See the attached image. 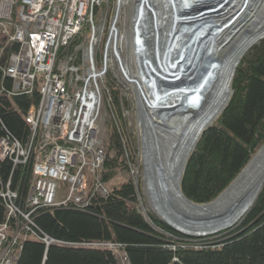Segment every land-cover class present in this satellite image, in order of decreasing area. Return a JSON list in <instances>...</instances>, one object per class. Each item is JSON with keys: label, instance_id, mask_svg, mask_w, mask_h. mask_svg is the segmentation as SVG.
Instances as JSON below:
<instances>
[{"label": "trees", "instance_id": "1", "mask_svg": "<svg viewBox=\"0 0 264 264\" xmlns=\"http://www.w3.org/2000/svg\"><path fill=\"white\" fill-rule=\"evenodd\" d=\"M2 46V44H0ZM18 44L9 43L1 67ZM10 78L0 68V86L9 88ZM234 90L228 106L204 131L193 150L182 181L184 194L197 203L215 199L236 178L264 143V38L255 44L237 66ZM118 123H111L102 182L106 183L124 160V124L121 97L112 87ZM39 94L0 95V139L9 137L25 145L31 128L25 117ZM115 150L116 156L110 151ZM130 155V159L133 155ZM32 160V159H31ZM0 176L16 202L25 204L31 184V162L15 164L0 160ZM133 180L113 185L109 195L96 194L83 210L45 208L34 215L40 234L66 244L26 240L18 264H119L114 250L90 243H113L126 251L131 264H264V186L249 212L233 228L209 236L182 234L151 216V225L139 208ZM7 218L6 199L0 196V223ZM164 230L161 231V229Z\"/></svg>", "mask_w": 264, "mask_h": 264}, {"label": "built area", "instance_id": "2", "mask_svg": "<svg viewBox=\"0 0 264 264\" xmlns=\"http://www.w3.org/2000/svg\"><path fill=\"white\" fill-rule=\"evenodd\" d=\"M118 1L120 11L108 26L111 0H0L6 40L0 47V64L6 45L18 44L3 71L12 84L0 86V94H39V102L25 117L31 128L25 145L6 136L0 139L1 161L8 158L26 165L34 160L25 208L16 202L17 192L0 180L7 211L0 223V264H18L27 239L78 245L40 234L31 216L35 209L83 210L97 193L109 195L101 178L107 155L100 128L102 85L114 63L123 72L130 26L125 10L134 2L117 0V5ZM114 34L116 40L118 34L123 37L117 40L118 53ZM60 183L65 184L62 201L57 200ZM87 245L106 246L117 253L119 264H131L119 245Z\"/></svg>", "mask_w": 264, "mask_h": 264}, {"label": "water", "instance_id": "3", "mask_svg": "<svg viewBox=\"0 0 264 264\" xmlns=\"http://www.w3.org/2000/svg\"><path fill=\"white\" fill-rule=\"evenodd\" d=\"M163 1L165 0H142V3H146V5L147 3L150 4L155 10V17L161 21L160 19L163 20L167 17V10L169 9L167 6L165 7ZM205 1L208 0H199V3L204 4L194 9L199 10L200 8H205L203 9L202 14H193V12H191L192 15H195V17H201L203 13L207 14L208 12H211L212 9L211 7L209 8V6H212L213 3L209 4ZM217 2L220 3L218 7H222L228 3V0H217L214 3L216 4ZM206 6L208 7L207 9ZM191 7L193 8L195 6L193 4L185 5L184 8L181 6L179 9L180 12H178V14L184 16L185 14L183 13H189V11L192 10ZM140 8L135 9V11H139ZM243 8L237 12L235 18L239 16ZM151 10L152 9L149 8V12ZM149 17L150 20H152L151 18H153V16L151 13H149ZM262 19V15H259L255 20V24ZM160 30H162V28H160ZM263 38L264 32L259 37V40H262ZM145 39H147L146 36ZM153 46L154 43L152 42L150 48H153ZM149 51L154 58L153 49L149 50V48L143 47L142 53H139L141 60L140 62L142 64H145L144 57L145 54L148 57ZM179 54L180 53L177 52L176 55L178 56ZM191 56L192 55H190V57ZM213 59L214 58L210 53L204 54L203 50H201L196 60H190V66L187 63H184V66L188 68V72L180 71L181 68L184 67L181 66V64L178 69L172 73L165 71L162 72L165 77H168L167 79L162 78V76L157 74L158 79H164V81H159L157 79V84L160 86V83H162L164 84L163 86L167 87L162 88L163 86H160L159 89L167 91V94L175 95L178 93H180V95L184 94L186 93V90L193 91L192 89L198 85L201 77L206 74L207 69L209 68V65ZM241 60L242 59L237 58L235 60L234 66L226 71L227 74L230 73L231 78L230 96L225 108L228 106L233 95L234 90L232 88V82L237 66ZM180 61L181 57L175 61V66H177ZM145 72V75L150 76L148 70L146 71L145 69ZM210 77L213 76L208 75L206 77V80L199 88L200 90H202L207 84V80L210 81ZM213 82L214 80L211 81L210 87L212 86ZM147 84L149 86L151 85L150 79H148ZM145 88L148 90L147 85ZM209 89L210 88L208 87L205 88L204 92H201V97L199 95L198 98L192 102V104H188V106L185 108L183 104H185L187 100L180 99V102L172 101L171 105H161L154 110H144L139 105V92L136 94L139 111V124L141 126L140 146L143 149H148V157L145 156L143 161V192L147 196L148 206L154 211L155 217L158 220H161L174 230L188 236H209L233 228L235 225L241 222L242 218L249 212L264 186L263 143L257 152L252 156L248 164L236 176V178L219 194V196H217L212 201L206 203H197L189 199L184 194L182 189V181L186 172L189 158L201 135L213 124V122L211 123L212 118L210 119V117L205 116L208 112L209 106L206 92ZM150 95L151 97H154L152 93ZM183 128L189 130L185 144L182 146V148L180 147V149L183 150L171 153L170 158L167 159V154H169L167 151L168 148L172 147L177 150L179 144L182 142V138H180L179 135H181L180 131ZM154 147H161L162 150L160 151V157L156 155L155 150L153 149ZM134 184L136 186L137 195L140 200L142 214L151 225L157 228L151 217V214L148 212V209L145 208L142 202L138 181L134 180ZM147 190L149 191L150 195L147 194Z\"/></svg>", "mask_w": 264, "mask_h": 264}, {"label": "bare ground", "instance_id": "4", "mask_svg": "<svg viewBox=\"0 0 264 264\" xmlns=\"http://www.w3.org/2000/svg\"><path fill=\"white\" fill-rule=\"evenodd\" d=\"M133 1L134 2H132L128 7V21L130 22V26L127 31V47L126 54L124 56L125 62L122 74L133 85L136 94L137 92H139V105L144 110H154L161 105H171L172 101L180 102V99H185L187 100V102L183 104L185 108L186 106H188V104H192V102H194L199 95L201 97V92H204V89L208 87L210 89L206 93L209 101V106L208 112L205 116L210 117V119L212 118L211 123H214L224 111L223 109L225 108V105L230 96L231 75L230 73L227 74L226 71L234 66L235 60L237 58L243 59L247 55L251 47L254 46L257 42L261 41L259 40V37L264 32V8L259 14L262 15L263 19L259 20L258 23L255 24V20L259 15L256 16L257 13L256 10H254L255 14L252 16L253 19L251 20L249 26L244 27V25H240L231 30V27H233V25L236 23V20L234 19L236 15L230 16V14L232 13L233 8H236L238 6L237 4H239L241 0H228V3L224 7H218L220 3H214L217 0L205 1L209 4H215L209 6L212 10L211 12L207 13L209 14V16L206 18V13H203L201 17H195V15H192L191 13L193 12V14H202L203 9L205 8L194 10L204 4L199 3V0H165L163 1V4L165 5V7L167 6L169 8L167 10L168 15L165 19H160L161 21H159V19L155 17V10L150 4L147 3L146 5V3H142V0ZM242 2L243 4L239 10L244 7V5L247 3V0H242ZM262 2L264 3V0H262ZM192 4L195 7H191L192 10H190L189 13H183L185 14L184 16L178 14V12H180L179 9L181 6H183L184 8L185 5ZM117 6L119 13V6H121L119 5V1ZM227 6L229 8H227ZM138 8L140 9L136 12L135 9ZM149 8L152 9L150 12ZM149 13H151L153 16V18H151L152 20H150ZM160 28H162V30H160ZM229 30L230 32L228 33ZM0 32L4 34L2 29H0ZM145 36L147 37V39H145ZM122 38L123 37H120V35L118 34L117 40L121 41ZM114 39V46L118 53L119 42L116 40L115 34ZM152 42L154 43V46L153 48H150ZM225 42L228 43L229 48L227 47L228 49H225V53L223 52L221 55H219L218 51L221 48V45ZM143 47L149 48V50L153 49L154 51V58L152 57L150 51L148 53V57L145 54V64H142L140 62L141 60L139 55V53H142ZM201 50H203L204 54L210 53L214 59L210 63L206 74L201 77L198 85L194 89H192L193 91L186 90V93L184 94L180 95V93H178L175 95L167 94V91L159 89L160 86L157 84V74L162 76V78L167 79L168 77H165L164 74H162L163 71L172 73L173 71H176L181 64V66H184V63H187L190 66V60H196ZM177 52L180 53L178 56L176 55ZM190 55L192 56L190 57ZM116 56L118 58H122V55L119 57V54H117ZM180 57L181 61L177 64V66H175V61ZM0 68L2 69V71H4V67H1V64ZM145 69L146 71L148 70L150 76L145 75ZM180 71L188 72V68L184 66ZM136 73L138 74V76ZM208 75H212L213 77H210V81L207 80V84L203 87L202 90H200V86L204 83ZM148 79H150V86L147 84ZM158 80L164 81V79L160 78ZM213 80L214 82L210 87L211 81ZM146 85L148 86V90L145 88ZM162 88L167 87L163 86ZM151 93L154 95V97H151ZM0 95H6L8 97L13 96H9L8 94ZM188 131L189 130L186 128H183L180 131L181 135L179 136L180 138H182V142L179 144L177 150L172 147L168 148L167 151L169 154H167V159L170 158L171 153L183 150L180 149V147L182 148V146L185 144V140L188 136ZM153 149L155 150L156 155L160 157V151L162 150L161 147H154ZM147 151L148 149H143L141 147L140 158L142 160V163L144 161V157H148ZM126 155L129 160L130 156H128V153ZM30 162L31 166H33L34 160H30ZM146 192L147 194H149L148 190ZM30 210L31 208L28 207V211ZM38 210L40 209H35L32 212V219L33 215ZM151 212L155 214L153 210ZM153 214H151V216L155 217V215ZM161 231L164 232V230L162 229ZM27 240L39 241L45 244V242L41 240Z\"/></svg>", "mask_w": 264, "mask_h": 264}, {"label": "rangeland", "instance_id": "5", "mask_svg": "<svg viewBox=\"0 0 264 264\" xmlns=\"http://www.w3.org/2000/svg\"><path fill=\"white\" fill-rule=\"evenodd\" d=\"M242 4L243 2L241 0V2L237 4L238 6L236 8H233V11L230 14V16L236 15V13L241 8ZM263 8H264V3L262 2V0H247V3L245 4V7L243 8V10L239 14V16L235 18L236 23L233 25V27H231L232 28L231 30L235 29L236 27L240 25H244V27L249 26V24L251 23V20L253 19L252 16L255 14L254 10H256V13H257L256 16H257L262 12ZM127 10L128 8L125 11ZM117 14H118L117 0H111V10L109 14L108 26L110 24V21L114 19L117 16ZM208 16L209 14H206L205 18ZM229 32L230 30L228 31V33ZM2 36L3 34L0 32V41H1ZM227 47H228V43L227 42L223 43L221 45V48L218 51L219 55H221ZM118 68H119V64L117 62L114 63V65L110 68V70L107 73L105 83L102 85L103 103H102V108H101V117H100L101 127L100 128L102 130L101 133H102L104 142L106 144L107 152H109L108 142H109V136H110L109 132L111 130V123H118L119 129H120V125L118 122L119 118L117 116V112L115 111V107L112 101L113 98L111 94L112 87L116 88L118 89L120 97H121V112H122L121 121L124 124V129H125L124 142L126 145V147L124 148V154H125L124 160H125V164L127 165V168H119L116 174L113 177H111L109 181L105 183V186L110 190L113 185H118L125 180H128V179L133 180V181L137 180L139 190L142 196V202L145 208H147L148 211L151 214H153L151 212L152 210L150 211V208L148 206L147 196L143 192V187H144L143 168L144 166L140 158L141 126L139 124V116H138L139 111H138L136 91L133 85L124 77V75L120 74ZM163 85L164 84L160 83L161 87ZM127 153H128V156H130L129 154L133 155V158L132 159L129 158L128 160V157L126 155ZM110 155L116 156L117 152L115 150H112L110 151ZM64 185H65L64 183H60L59 185L57 200H60V201L63 200V196L65 194V191H63ZM139 208L141 210L140 204H139Z\"/></svg>", "mask_w": 264, "mask_h": 264}, {"label": "crops", "instance_id": "6", "mask_svg": "<svg viewBox=\"0 0 264 264\" xmlns=\"http://www.w3.org/2000/svg\"><path fill=\"white\" fill-rule=\"evenodd\" d=\"M4 38H5V37L2 36L1 41H0V44H4V43L6 44V40H5ZM7 46H8V45H6V47H7ZM0 47H1V46H0ZM16 50H17V49H16ZM16 50H15V51H16ZM12 53H13V52H12ZM10 55H11V54H10ZM9 57H10V56H9ZM33 105H36V104H33ZM33 105H31V107H32ZM31 107H30V108H31ZM29 110H30V109H29ZM29 110H28V111H29ZM0 180H1L2 183L4 184V181H3V179L1 178V176H0ZM4 185H5V184H4ZM30 185H31V184H30ZM29 190H30V188H29ZM28 193H29V192H28ZM22 208H25V205H23Z\"/></svg>", "mask_w": 264, "mask_h": 264}]
</instances>
